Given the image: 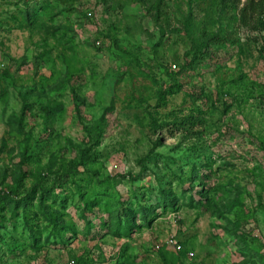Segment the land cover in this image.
I'll return each mask as SVG.
<instances>
[{"label": "rangeland", "instance_id": "obj_1", "mask_svg": "<svg viewBox=\"0 0 264 264\" xmlns=\"http://www.w3.org/2000/svg\"><path fill=\"white\" fill-rule=\"evenodd\" d=\"M146 2L0 0V193L25 198L39 170L67 197L55 208L73 227L52 244L34 200L16 209L0 200V264H264V32L241 26L230 0ZM194 37L211 50L198 63ZM174 83L179 92L162 100ZM47 104L59 108L50 130ZM187 114L195 126L171 132ZM87 149L96 158L83 163ZM25 150L32 159L19 185ZM70 162L76 169L58 179ZM201 187L209 200L192 206L184 189ZM116 192L120 212L138 213L131 236L98 224L118 218ZM94 199L100 205L86 210Z\"/></svg>", "mask_w": 264, "mask_h": 264}, {"label": "trees", "instance_id": "obj_2", "mask_svg": "<svg viewBox=\"0 0 264 264\" xmlns=\"http://www.w3.org/2000/svg\"><path fill=\"white\" fill-rule=\"evenodd\" d=\"M134 1L136 2L141 1L144 4H147L146 0H134ZM156 1L158 3L156 8L159 9L160 5L164 3V0H156ZM221 1L225 3L227 2V0H221ZM26 8H28L27 3H26ZM229 8H231L234 11L236 10L237 17H238V20L241 26L247 27L251 29L252 31H256L259 33L264 32V0H244V1L243 0H230ZM26 14L29 15V12L27 11ZM191 17H193L192 12H191ZM185 26H186L187 34L188 32L193 31L192 28L194 24L192 22V19L188 16L186 18ZM194 46L196 47L194 63L199 62V60H196V58L203 57L206 54H209L211 52L208 42L204 41L200 37L198 38L194 37ZM260 55L264 57V43H263V46L260 48ZM180 89H181V86L178 83H174L169 89V91L162 92L161 99L163 100L165 98L164 96L167 94H170V93L175 94L179 92ZM43 111H44V124L47 126L48 130L53 129V125L57 118V113L59 112L58 104H55L54 106H52L51 104H47L45 105ZM149 116L151 119V123L155 126L156 123H158V119L152 117L153 116L152 113H149ZM190 117H193L196 120V117L194 115L188 116L187 114L182 117L177 116L173 123V129H170V131L174 133L175 131L182 130V132H185V134H187L188 127L195 126L194 123H192V125H189ZM167 125H169V123H165V126ZM101 133H102L101 128L97 127V133H96L97 142H98V138L101 136ZM260 146L262 147V143H260ZM22 155H23L22 161L19 164V174L16 180V184H19V185L22 184L23 180L27 176L26 171H23V164L30 162L32 159L31 155L28 154L27 150H25ZM95 158L96 157L90 153V149L83 150L82 155H81V160L83 163L91 162ZM73 169H76V164L74 162H70L66 164L63 168V172L57 174L58 179H62L64 176H71ZM34 178L36 180V185L33 187L30 194L27 195L25 198H21L20 200L15 201L14 191L12 190L7 191L6 189L2 191V194L0 193V200H7L8 203L15 202V209L21 206L20 204L21 201L25 204V206H27L29 204V200H34L35 203H31V204L38 205V208H39V211L35 212L34 214L37 217L40 216L42 219H44L43 223L45 224V227L48 228V234L46 235L45 239L47 242H50V240L53 239L52 244H55L58 238H61V239L64 238L65 232L73 230V227L69 225V223H67L64 219L65 211L63 209L66 208L64 207V205L68 202V199L67 197H61V195L56 194L54 192L52 184H50V186L45 185V183L42 180L41 171L39 170L36 171V173L34 174ZM201 184H203L207 189L210 187V185H208L207 182L205 183L203 182ZM110 186L111 185L106 186V188L107 187L110 188ZM104 190H105V187H102V192L100 194L103 196L109 195ZM186 190H189L188 197H189V202L192 206H195V203L203 206L202 204L203 201L209 200L208 192L203 191V189L197 192H195V190L192 188L184 189V191ZM160 192L162 195V201L165 206L172 207L175 205V203H177L178 198L176 197V195H174V193L171 190H165L164 188H162ZM114 196L119 205V208H117V210L119 211L117 213L118 218H116L115 221H112V223H106V221L103 223L102 221L99 220L98 224L100 223L102 224L101 226L102 229H105L106 226L109 225V228L111 231L113 228L114 231L112 232L113 234H115V236H121L123 234H125L126 236H131L136 231V229H139V226L136 223L137 221L136 218L138 216V213L134 211H130V210H125L124 212H120V205L121 206L125 205V200L121 197L120 193L116 192L115 195L111 194V197H114ZM50 201H52V204H48V202ZM55 205H58V207H61L63 209L58 210L55 208ZM98 205H100V199L98 200L94 199L92 201L88 200L85 203V206H87L86 210H90V211H93V209ZM105 205H109L108 201H106ZM138 212L140 213V216L144 220L148 221V224L152 222L149 217L150 211H148L145 206L143 205L140 206V210ZM84 218L86 219L85 225H86L87 231L91 232L92 230L96 228L95 226L96 224L93 223L92 221L93 218L92 217L89 218V216H87L86 213L84 214ZM242 220L243 218L237 215V219H236V221L238 222L237 227H241ZM32 240H33V246L35 248H40V247H36V244L40 242V237H37L36 234H33Z\"/></svg>", "mask_w": 264, "mask_h": 264}, {"label": "built area", "instance_id": "obj_3", "mask_svg": "<svg viewBox=\"0 0 264 264\" xmlns=\"http://www.w3.org/2000/svg\"><path fill=\"white\" fill-rule=\"evenodd\" d=\"M167 243L173 247H175L176 249H178V251L183 250V246L179 243V241L177 240L175 235H170L167 239ZM156 249H159V246L156 247ZM189 255H193L192 252L189 253ZM70 264H74V262L72 261Z\"/></svg>", "mask_w": 264, "mask_h": 264}]
</instances>
